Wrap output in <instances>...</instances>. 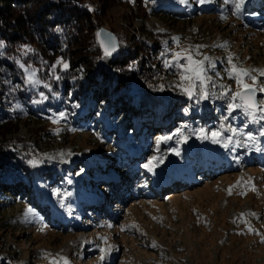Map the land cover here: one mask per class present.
I'll list each match as a JSON object with an SVG mask.
<instances>
[{
	"label": "rangeland",
	"instance_id": "1",
	"mask_svg": "<svg viewBox=\"0 0 264 264\" xmlns=\"http://www.w3.org/2000/svg\"><path fill=\"white\" fill-rule=\"evenodd\" d=\"M78 1L97 29L116 36L119 53L136 42L149 47L155 55L144 62L158 81L135 87L104 54L95 75L110 89L109 99L95 91L80 115L50 111L0 139L1 147L28 145L36 180L27 184L33 194L0 201V264H52L60 257L69 264H264V121L228 109L238 89L228 58L238 68L264 70V0H245L239 13L232 0ZM26 48L14 59L36 92L30 104L38 110L48 102L39 92L41 50L30 46L26 54ZM185 49L196 60L209 58V99L189 97L178 86L186 83L183 69L165 66ZM138 67V61L127 66ZM33 70L35 85L28 81ZM252 75L264 83L259 71ZM221 85L230 89L227 97ZM195 91H203L198 81ZM71 98L78 102L76 93ZM212 132L221 133L219 143ZM105 178L125 183L115 190ZM17 183L11 174L0 179ZM98 199L106 200L100 208Z\"/></svg>",
	"mask_w": 264,
	"mask_h": 264
},
{
	"label": "trees",
	"instance_id": "2",
	"mask_svg": "<svg viewBox=\"0 0 264 264\" xmlns=\"http://www.w3.org/2000/svg\"><path fill=\"white\" fill-rule=\"evenodd\" d=\"M96 30L89 13L78 0H0V40L5 44L0 55V139L5 141L8 136L18 133L19 124L25 119L39 118L50 111L80 115L82 103L95 91H105L101 95L110 98V89L102 82L101 86L95 75L98 63L104 57ZM22 46L28 47L26 54L30 46L41 50L35 56L36 64L44 67L40 73L44 85L39 92L47 95L48 102L38 110L30 104L36 92L28 90L24 73L14 59L16 53H21ZM133 47L134 50H123L110 59L111 67L120 73V78L132 82L135 87L156 85L159 75L151 64L147 66L144 62L148 55L155 53L144 43L136 42ZM59 60L66 62L68 68L61 69ZM132 61L139 63L137 71L127 68ZM57 76L60 79H56ZM120 87L123 86L119 84L118 89ZM73 93L78 102L71 98ZM111 102L122 107L114 97ZM131 124L128 117L126 125ZM129 131L133 132L132 128ZM10 146V143L0 146V179L11 174L18 183L0 184V201H13L21 194L24 197L33 194V191L29 193L27 184L34 186L36 183L31 179L30 164H27L33 156L28 145L23 148ZM22 189H27L24 194Z\"/></svg>",
	"mask_w": 264,
	"mask_h": 264
},
{
	"label": "snow or ice",
	"instance_id": "3",
	"mask_svg": "<svg viewBox=\"0 0 264 264\" xmlns=\"http://www.w3.org/2000/svg\"><path fill=\"white\" fill-rule=\"evenodd\" d=\"M180 2L185 3L186 0H180ZM199 2L204 3L205 0H199ZM232 2L235 4L237 13H239L245 0H232ZM174 39L178 40L179 38H174ZM101 43L103 44L104 42L101 41ZM4 47H5L4 42L0 41V55L3 54L2 50ZM115 48H116L115 42L112 44L111 47L105 45L104 46L105 56H111ZM28 51H31V49H28ZM188 51L189 50L185 49L183 53L175 52L173 54V59L171 61L167 59L164 61L165 66L169 68L183 69V71L180 72V78L182 81H185L186 83H181L178 86L181 87L189 97L196 96L198 99H205V100L209 99V92L207 90L206 82H212V77L208 75L209 68L205 66V61L209 60V58L205 57L204 60H196L193 58L192 55H187ZM181 59H185L187 63L181 64L179 62ZM228 62L229 64L232 65L231 68L228 69V74L231 78L235 80L236 84L238 85V89L234 91L230 97V103L228 104V109L230 111L239 109L241 110V115H243L245 118L250 117L252 121L255 122L264 121V99H257L258 93H264V83H259V84L256 83L257 77L255 75H252V72L259 71L260 75L264 76V70H251V69L238 68L235 64H232L231 56L228 58ZM58 63L63 64V67L65 69L68 68V64L64 63L62 60L58 61ZM21 67L24 68L25 66L21 64ZM211 67H215V65H211ZM56 79H60V77L57 76ZM246 79H251L254 83L249 84L246 82ZM28 81L33 85L40 83V81L35 78V70L30 72L28 76ZM196 81L199 82L200 87L203 89V91L200 93H197L195 91ZM221 87L225 89L222 95L227 97L228 91H230V89H227L223 85H221ZM61 116H63V113H61ZM200 131L201 133H204L203 129H201ZM230 131L234 135L237 134L236 129H230ZM204 135L205 137H207V133H204ZM220 136H221L220 132L211 133V138L213 139L214 143L220 142ZM186 139L187 138H185V140ZM248 140L254 141L255 137L249 134ZM229 142H231V138H229ZM236 143L239 144V141H236ZM227 146L228 145L226 143L225 147ZM260 150L261 149L257 148V151ZM145 167H149V165H145ZM28 211L31 212L32 210L29 209ZM252 215L255 214L253 213ZM250 230L252 229L250 228ZM155 246H156L155 243H153V247ZM101 251L102 252L106 251V249H101ZM100 259L103 260L104 256L102 255ZM60 261H63V264H69L66 257H60V260L54 259L52 261V264H60Z\"/></svg>",
	"mask_w": 264,
	"mask_h": 264
},
{
	"label": "water",
	"instance_id": "4",
	"mask_svg": "<svg viewBox=\"0 0 264 264\" xmlns=\"http://www.w3.org/2000/svg\"><path fill=\"white\" fill-rule=\"evenodd\" d=\"M96 38L98 43L101 46L102 51L104 52V46L107 45L109 47L112 46V44L115 42L116 44V48L115 50L112 52L111 56H107L111 59L116 58L119 55V43L118 40L116 38V36L108 29L101 27L99 29L96 30ZM101 41H103L104 43L102 44Z\"/></svg>",
	"mask_w": 264,
	"mask_h": 264
},
{
	"label": "bare ground",
	"instance_id": "5",
	"mask_svg": "<svg viewBox=\"0 0 264 264\" xmlns=\"http://www.w3.org/2000/svg\"><path fill=\"white\" fill-rule=\"evenodd\" d=\"M198 160V159H197ZM207 160V159H206ZM204 161H205V159H204ZM205 164V163H204ZM196 166V165H195ZM203 167V166H202ZM179 170V169H178ZM171 173V172H170ZM174 174V173H173ZM178 174V173H177ZM176 174V175H177ZM178 176V175H177ZM166 179H167V177H166ZM166 179H164V180H166ZM177 181V180H176ZM103 183H105V184H108V183H110V184H112V183H114L115 184V186L116 187H113L114 189L115 188H118V187H122V185L125 183V182H122V180L121 179H119V181H113V180H110V179H108V178H105V179H103V181H102ZM160 182H162V181H160ZM171 182V181H170ZM166 182L164 181V183H162V185L163 184H165ZM159 186V185H158ZM165 186V185H164ZM168 186H169V184H168ZM173 186V185H172ZM171 187V186H170ZM166 188L164 187V190H165ZM169 189V188H168ZM116 190V189H115ZM161 191H162V189H161ZM124 193V192H123ZM122 194V193H121ZM95 203H97L98 205L100 204H102L103 202L102 201H99V200H95Z\"/></svg>",
	"mask_w": 264,
	"mask_h": 264
}]
</instances>
